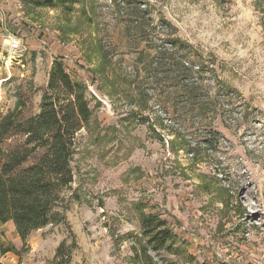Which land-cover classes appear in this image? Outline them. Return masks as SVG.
Segmentation results:
<instances>
[{"label":"rangeland","instance_id":"374dc122","mask_svg":"<svg viewBox=\"0 0 264 264\" xmlns=\"http://www.w3.org/2000/svg\"><path fill=\"white\" fill-rule=\"evenodd\" d=\"M8 9L0 116L19 98L26 116L38 114L55 61L85 85L93 116L78 134L64 221L25 246L0 223V264H135L128 235L142 213L175 235L169 264H264V0H10ZM170 40L201 66L188 78L202 85L195 97L148 69ZM138 86L152 94L150 110ZM194 101L208 104L204 114ZM162 118L186 143L211 129L219 143L193 155Z\"/></svg>","mask_w":264,"mask_h":264},{"label":"trees","instance_id":"16d2710c","mask_svg":"<svg viewBox=\"0 0 264 264\" xmlns=\"http://www.w3.org/2000/svg\"><path fill=\"white\" fill-rule=\"evenodd\" d=\"M177 45L170 40L163 48L155 46L156 54L148 69L170 72L173 79L183 83L181 92L195 97L202 85L188 78L195 65L198 71H202L201 66L185 61L175 50ZM137 89L146 104L141 110H150L147 104L152 94L146 86ZM207 105L194 101L203 114ZM26 106L19 98L13 110L0 116V223H13L24 246L34 232L64 221L68 191L74 183L72 160L77 152L78 134L89 127L93 116L85 85L74 81L59 61L52 65L40 112L26 116ZM158 110L161 112L160 107ZM166 119H161L162 127L169 129L175 140L183 141L178 130L163 124ZM208 132L209 136L204 133L197 141L180 143L193 155L197 151L202 155L212 151L220 140L218 131ZM139 227V234L128 235L135 239L131 248L133 263L169 264L164 255L172 251L175 235L167 222L156 214L142 213ZM13 250L10 247L3 252ZM60 252L61 249L58 255Z\"/></svg>","mask_w":264,"mask_h":264},{"label":"crops","instance_id":"0c3cea01","mask_svg":"<svg viewBox=\"0 0 264 264\" xmlns=\"http://www.w3.org/2000/svg\"><path fill=\"white\" fill-rule=\"evenodd\" d=\"M10 0H0V41L4 38V32H7L4 27V21L8 17V8Z\"/></svg>","mask_w":264,"mask_h":264},{"label":"built area","instance_id":"2783aa9c","mask_svg":"<svg viewBox=\"0 0 264 264\" xmlns=\"http://www.w3.org/2000/svg\"><path fill=\"white\" fill-rule=\"evenodd\" d=\"M9 42H10V49L12 51H21L22 50V43L20 40H17L16 38L9 36Z\"/></svg>","mask_w":264,"mask_h":264}]
</instances>
